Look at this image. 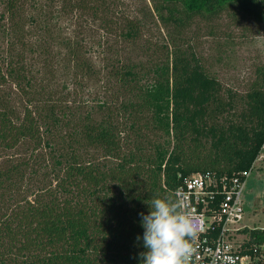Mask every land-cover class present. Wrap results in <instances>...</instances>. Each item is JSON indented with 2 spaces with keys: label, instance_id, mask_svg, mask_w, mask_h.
<instances>
[{
  "label": "trees",
  "instance_id": "16d2710c",
  "mask_svg": "<svg viewBox=\"0 0 264 264\" xmlns=\"http://www.w3.org/2000/svg\"><path fill=\"white\" fill-rule=\"evenodd\" d=\"M163 1L181 5L188 18L232 7L264 24V0ZM53 5L73 24L100 23L103 52L113 51L106 83L115 89L117 79L121 96L99 102L95 114L61 105L49 86L55 67L49 46L25 41L29 26L48 31ZM161 10L154 8L165 23ZM168 12L180 21L175 8ZM3 13L14 44L0 62V89L10 84L25 105L18 118L13 94L1 91L0 264H140V213L147 214L155 193L174 194L194 173L231 177L253 167L264 147V81L237 96L194 53L175 46L146 67L115 66L114 0H5ZM123 19L120 37L134 43L142 24ZM74 37L61 43L66 68L89 78L93 69ZM32 50L44 57L40 79L24 63ZM140 71L149 81L141 82ZM251 236L264 240L260 230Z\"/></svg>",
  "mask_w": 264,
  "mask_h": 264
},
{
  "label": "rangeland",
  "instance_id": "374dc122",
  "mask_svg": "<svg viewBox=\"0 0 264 264\" xmlns=\"http://www.w3.org/2000/svg\"><path fill=\"white\" fill-rule=\"evenodd\" d=\"M4 2L5 0H0V62L8 57L7 49L14 44H10L14 40L9 35V21L6 15L1 17L4 12ZM114 2L115 66L139 63L146 67L154 61L165 60L166 48L171 52L176 47L187 53H194L206 73L218 80L223 89L237 96L244 95L252 84H263L264 24L262 22L245 17L232 7H226L217 15H191L188 18L181 5L173 7L163 0H114ZM156 6L162 8V14L168 17L165 23L160 22L154 11ZM28 7L25 13H29ZM52 7L53 18L48 24V31L43 33L42 30L38 31L29 26L25 29L29 30L31 35H28L25 41L32 46L34 44L33 47L38 46L39 43L49 46L55 66L53 75L48 78L51 82L49 86L57 92L61 105L75 110L76 114L85 115L91 111L95 114L99 102L121 96L117 79H115V89L108 88L109 84L106 83L105 71L114 56L113 51L103 52L101 39L103 30L100 23L87 19L85 20L87 22L79 21L73 24L75 21L73 16L58 12L57 5ZM168 8L176 9L180 21L174 22L169 19ZM121 18L134 19L142 24L140 38L134 43L121 39L119 32L122 30L118 29L119 26L123 27L122 21L118 22ZM79 25L81 28L77 27ZM76 33L82 40L85 57L93 69L89 78L81 80L73 77L66 68L68 50L61 45L64 41L75 40ZM112 43L109 42L110 45ZM15 48L21 49L19 45ZM41 55L40 50H32L24 55V63L31 72L30 76L35 79H40L43 75L44 57ZM139 74L142 83L149 81L150 76L144 75V71H140ZM1 91L5 95L9 92L13 94L10 96L11 106L17 117L21 118L25 102L20 101L19 95L15 96L16 91L10 84L1 87L0 93ZM33 105H29V109L32 110ZM244 196L245 214L241 224L247 226L248 230L264 229V148L254 162Z\"/></svg>",
  "mask_w": 264,
  "mask_h": 264
},
{
  "label": "built area",
  "instance_id": "2783aa9c",
  "mask_svg": "<svg viewBox=\"0 0 264 264\" xmlns=\"http://www.w3.org/2000/svg\"><path fill=\"white\" fill-rule=\"evenodd\" d=\"M253 168L254 164L231 177L194 173L175 190L174 195L183 198L201 224L191 264H264V240L251 236L258 229L241 224L244 191Z\"/></svg>",
  "mask_w": 264,
  "mask_h": 264
},
{
  "label": "clouds",
  "instance_id": "9594fccd",
  "mask_svg": "<svg viewBox=\"0 0 264 264\" xmlns=\"http://www.w3.org/2000/svg\"><path fill=\"white\" fill-rule=\"evenodd\" d=\"M172 193H155L147 214L140 213L143 241L140 264H191L201 224L199 218Z\"/></svg>",
  "mask_w": 264,
  "mask_h": 264
}]
</instances>
